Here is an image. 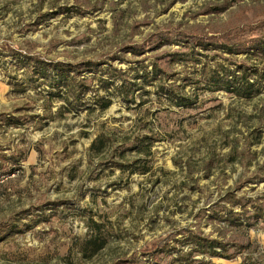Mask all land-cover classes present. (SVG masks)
Returning a JSON list of instances; mask_svg holds the SVG:
<instances>
[{"label":"rangeland","instance_id":"374dc122","mask_svg":"<svg viewBox=\"0 0 264 264\" xmlns=\"http://www.w3.org/2000/svg\"><path fill=\"white\" fill-rule=\"evenodd\" d=\"M253 37L264 0H0V264H197L185 229L235 254L194 260L264 264V221L212 218L264 207V49L215 48ZM219 64L257 92L208 89Z\"/></svg>","mask_w":264,"mask_h":264},{"label":"trees","instance_id":"16d2710c","mask_svg":"<svg viewBox=\"0 0 264 264\" xmlns=\"http://www.w3.org/2000/svg\"><path fill=\"white\" fill-rule=\"evenodd\" d=\"M264 38L261 37H253L249 40H242L240 42H233L228 45H226V41H221V43L216 44L215 48H226V52L229 54L232 53H246V54H254L256 53L257 50H262L264 49ZM200 46H207V44H199ZM207 50V49H205ZM209 50V49H208ZM197 54L193 55V61H197L200 63L199 59L196 57ZM53 68L56 69L57 75L59 76V79H57L59 82H56L57 80L54 79V77H51V75L48 73V70L46 71L45 69H48L46 67H40L39 71H37L39 74L42 75L46 79V82L48 84H52V87L55 85L56 87L58 83H67L65 78L66 75L64 72H62L63 67H57L56 64L51 65ZM205 66V65H203ZM211 68V67H210ZM213 69L211 70H206L202 69L201 74L205 73L204 76L206 78L205 80V86H207L208 89L210 90H215L217 87L223 88L227 92L234 93L237 96L240 97H252L255 92H257V89H254V83L250 82L249 79L247 80L246 77H241L242 79L240 81L236 82L233 81L235 80L234 77H231L229 79V76L231 73L228 71V73H223V70L225 69L222 67L220 64L215 65V67H212ZM224 68V69H223ZM159 72V70H158ZM157 70H154L155 74H158ZM222 74V75H221ZM147 73H143L142 75L139 76L142 80H147ZM154 76V75H153ZM153 78V77H151ZM83 80H86L83 78ZM64 81V82H63ZM81 84H84V81L81 82ZM215 87V88H214ZM89 89V86L84 84V85H77L75 86L71 92L76 93L75 98H79V94L84 93ZM161 90L164 91L163 88ZM51 94V93H50ZM164 94L166 95V98L172 102L176 106H191L193 105L196 101H193L189 98V96H184L182 94H178L176 91L173 90V88H170L169 90H165ZM95 103L98 104V106L101 109H105L109 105V101H103V98H99L95 101ZM149 140V143H146L144 141ZM151 140L147 138L140 140V143H138L140 146H144L147 149L150 148ZM136 144V143H135ZM234 195L227 196L226 195L223 198H230L229 201L233 205H239L241 208L240 212L234 211V208H229L226 209L224 207V210H226V213H217L215 211L212 215L213 219H218L223 223H226L227 227H233L237 230L241 229L242 227H251L254 226L258 221H264V207L259 205H254L253 206V212L250 213L246 210L245 205L243 203H240V199H237L233 197ZM224 212V211H223ZM221 214V215H219ZM219 215V216H218ZM19 228L17 225L13 227L11 231H15ZM3 231V233H0L1 236H5V234H8V231ZM5 233V234H4ZM185 233V240L187 243L190 244V249L187 252H182L178 251L177 254L172 257V262L174 261H180L184 263H192V262H197V264H206V261L202 260H194L192 259L193 253H200V254H206L209 257H219V258H225V259H231L235 256V254H227V248L229 243L227 241H223V239H217V238H211L209 236L202 235L201 233L197 231H193L190 229H185L183 231ZM94 242V240L90 241ZM235 242V241H234ZM231 243L232 246H235V244ZM102 247V243L98 244L95 248L94 251L98 250L99 248ZM238 252V251H236ZM158 253V250L154 252L150 251V254L152 257H156V254ZM156 258H153V263L150 261L143 262V264H156L155 261ZM115 264H121L115 263Z\"/></svg>","mask_w":264,"mask_h":264}]
</instances>
